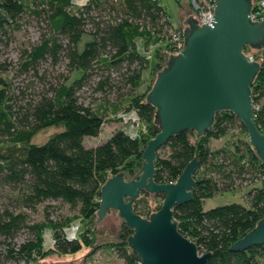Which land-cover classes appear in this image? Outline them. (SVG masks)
<instances>
[{
  "label": "trees",
  "instance_id": "1",
  "mask_svg": "<svg viewBox=\"0 0 264 264\" xmlns=\"http://www.w3.org/2000/svg\"><path fill=\"white\" fill-rule=\"evenodd\" d=\"M0 10L4 13L0 18L1 43L12 42L32 22L41 30L38 42L22 52L20 74L33 71L39 76L43 63L52 67L65 63L67 71L47 90L23 103L21 91L13 84L14 63L8 59L0 63V188L11 192L10 206L0 205V236L4 238L0 264H36L52 254L65 256L92 246L89 231L78 235L80 228H76L74 236L69 234L74 222L82 224L97 214L101 187L109 177L125 171L131 179L142 168L147 143L161 129L153 121L156 107L146 103L153 84L139 93L145 84L144 67L153 48L159 51L165 45L175 51L172 39L177 30L163 0H88L81 5L74 0H0ZM260 64L251 89L254 121L264 134V58ZM74 72L77 76L69 82ZM94 77L97 81L91 85ZM85 88L102 96L85 104L81 96ZM125 114L146 122L148 134L119 129L95 147L84 145L86 137L101 134L106 120L116 121ZM233 124L245 132L244 142L211 149V140L226 136ZM53 126L62 129L41 144L33 142L36 134ZM166 149L165 155L159 153ZM159 151L154 176L157 183L175 182L194 157L198 160L193 198L176 205L174 217L199 253L211 252L206 264H260L264 244L243 251L229 248L264 217V181L256 176V172L264 175V163L250 144L244 122L229 110L218 112L213 127L203 135L182 131ZM248 182L247 205L230 202L204 208L206 199ZM156 196L164 198L163 194ZM141 200L135 202L134 210L144 218L163 204L154 210L147 206L139 209ZM49 202L59 203L57 209L68 205L76 215L53 219ZM42 204L45 219H31L30 213ZM23 231L29 235L18 242L16 238ZM47 231L51 232L48 247ZM132 233L125 224L120 242L113 246L125 264H140L126 241Z\"/></svg>",
  "mask_w": 264,
  "mask_h": 264
},
{
  "label": "water",
  "instance_id": "2",
  "mask_svg": "<svg viewBox=\"0 0 264 264\" xmlns=\"http://www.w3.org/2000/svg\"><path fill=\"white\" fill-rule=\"evenodd\" d=\"M253 2L216 0L211 25L193 11L182 13L184 45L179 53L167 54L146 96V103L156 107L153 121L160 125V132L148 141L143 166L131 179L121 171L101 187L97 222L117 210L133 230L126 241L144 264H206L211 256V252L199 253L174 217L175 206L193 198L198 160L194 157L175 182L157 183L154 178L157 153L172 136L185 130L203 135L213 127L218 112L229 110L244 122L250 144L264 163V134L254 121L251 89L261 64L249 58L250 51L244 53L247 46L252 52L264 49V18L250 16ZM143 192L164 195L162 207L149 218L134 210ZM263 244L264 217L229 248L243 251ZM62 263L66 262L50 264Z\"/></svg>",
  "mask_w": 264,
  "mask_h": 264
},
{
  "label": "rangeland",
  "instance_id": "3",
  "mask_svg": "<svg viewBox=\"0 0 264 264\" xmlns=\"http://www.w3.org/2000/svg\"><path fill=\"white\" fill-rule=\"evenodd\" d=\"M88 0H74V2L78 5L86 3ZM165 3L168 12L173 17V25L174 28L178 31L182 30V13L185 11L192 12L193 8L191 5V0H163ZM0 18H2V13H0ZM40 28L39 26L32 22L24 27V30L21 33H17L14 37V40L9 44L5 42H0V63L6 61L7 59L12 61L13 64V72L15 77H10L13 79L14 87H16L21 94L19 96L20 100L23 103H27L28 100L32 98H36L41 92L47 90L49 84L52 82L57 81L59 75L61 73L67 72L65 69V63H59L52 67L49 63H43L40 67L39 76H36L33 71L26 72L20 74V61L22 57V52L24 49L29 47L32 43L38 42L40 38ZM5 39V38H4ZM152 49L149 55V61L146 63L144 67L143 75L145 79V84L140 88L139 93H143L147 91V88L150 84H154L155 79L157 77L156 71L160 70L159 65L163 67L164 60L167 58L168 53H173L168 47L161 46L160 48ZM252 51L251 49L247 48L246 52ZM259 52V59L264 58V49H261ZM157 53V56H156ZM161 67V68H162ZM16 73V74H15ZM17 75V76H16ZM77 74L74 72L70 74L71 82ZM97 81V78L94 77L91 81V85ZM96 83L94 84V87ZM93 87V86H92ZM24 93V94H23ZM23 94V95H22ZM82 101L85 104L92 103L93 99L100 98L102 93L97 90H92L90 88H85L81 93ZM117 117V116H114ZM138 119V120H137ZM140 121L141 127L143 128L145 125L149 128L146 122L142 121L138 116L134 114H125L120 119L116 118V121L106 120L103 128L101 130V134L97 137L88 136L84 139V145L86 147H95L100 143L107 141L111 134L119 129H128L136 130V122ZM147 128V129H148ZM62 128L60 127H48L46 129L41 130L38 134L35 135L33 138L34 143H43L45 142L52 134L55 132L60 131ZM143 130V129H142ZM144 134H148L146 131H142ZM149 136V135H148ZM147 135L145 137H148ZM246 139V134L239 126V124H233L229 133L226 136L214 138L210 142L211 149L218 150L220 148H229L234 147L237 144H242ZM167 149L164 151H159L161 155H165ZM139 171V170H138ZM255 176V175H254ZM256 176L259 177L262 181H264V175H259V172H256ZM248 179L255 180L253 176L248 175ZM257 179L256 181H258ZM239 182H242L238 179ZM249 183V182H248ZM259 183V181H258ZM249 184L244 183L243 187H236L230 193H217L216 196L213 198L206 199L204 201V208L210 209L215 206H220L223 204H227L233 201H240L243 200L242 193ZM9 188H0V205L4 208L5 206H10L9 202ZM158 194H150L145 196L143 193L140 196L141 202L139 204V209H144L147 206L148 209L154 210L159 205H161L164 201V198L161 196H156ZM162 195V194H159ZM50 205H53L49 208L51 213V217L53 219H60L66 215L74 216L76 215L75 212H72L68 205H63L60 209L59 203L49 202ZM45 205V204H44ZM44 205H40L37 212L30 213L31 219L41 221L44 220ZM98 215L96 214L91 219H87L83 221L82 224H79V221H75L74 225L69 230V234L74 236V231L76 228H80L78 231V235L85 231H89V236L92 237V245H95L93 248L92 246L87 247L84 246L83 249L75 254H68L65 256L52 254L47 258L40 259L36 264H40L43 261L47 260L50 264L51 262H66L62 264H125V262L118 257L116 246H113L114 243H119L121 233L123 232V226L125 225V221L117 214V210L109 211L108 214L100 221L97 222ZM28 233L23 231L21 234L18 235L16 240L21 242L28 237ZM51 239V232H46V239H45V246L48 247ZM106 239V240H104ZM4 238L0 236V249L2 247V241ZM100 240H104L101 241ZM100 242L99 244H97ZM92 248V250L88 253V251ZM83 256V257H82ZM74 260V261H72ZM2 261V260H1ZM72 261V262H70ZM6 264H16L12 261H8ZM21 264H24L23 262ZM260 264H264V257L260 259Z\"/></svg>",
  "mask_w": 264,
  "mask_h": 264
},
{
  "label": "built area",
  "instance_id": "4",
  "mask_svg": "<svg viewBox=\"0 0 264 264\" xmlns=\"http://www.w3.org/2000/svg\"><path fill=\"white\" fill-rule=\"evenodd\" d=\"M215 4H216V0H191L193 12L195 14H197L198 19H200L204 23L208 22L210 25L212 24L211 22H212V18H213V13L215 11ZM250 16H252L254 18H258L259 20H263V18H264V0H254L253 8L251 9ZM172 43L175 47V51L174 50L173 51L179 53L181 51L183 45H184L183 29L180 31L178 30L176 32V34L174 35V37L172 39ZM245 48H244V53H246ZM249 49H251V48L249 47ZM250 53L252 54L249 57L251 60L252 59L258 60L257 56L259 55V52L250 51ZM140 125H141L140 121H137L136 122V130H142L143 129L146 132L149 130V128L146 125L143 128ZM140 264H144L142 262V260H141Z\"/></svg>",
  "mask_w": 264,
  "mask_h": 264
},
{
  "label": "crops",
  "instance_id": "5",
  "mask_svg": "<svg viewBox=\"0 0 264 264\" xmlns=\"http://www.w3.org/2000/svg\"><path fill=\"white\" fill-rule=\"evenodd\" d=\"M0 13H2V15L4 14L1 10H0ZM128 130V129H127ZM128 131H130V132H133V130H128ZM251 188V186H247L246 188H245V190L243 191L244 193H242V196H243V200H240V201H233V202H241V203H244V204H246L247 205V203H248V201H247V196H246V194H247V192L249 191V189ZM227 193H230V192H227Z\"/></svg>",
  "mask_w": 264,
  "mask_h": 264
}]
</instances>
